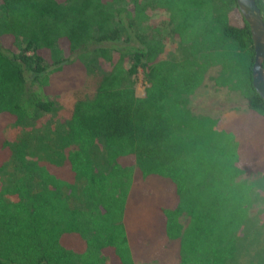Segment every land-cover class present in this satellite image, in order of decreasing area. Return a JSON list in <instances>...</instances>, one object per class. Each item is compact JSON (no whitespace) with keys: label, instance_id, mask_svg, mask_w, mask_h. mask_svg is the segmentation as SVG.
I'll return each instance as SVG.
<instances>
[{"label":"trees","instance_id":"obj_1","mask_svg":"<svg viewBox=\"0 0 264 264\" xmlns=\"http://www.w3.org/2000/svg\"><path fill=\"white\" fill-rule=\"evenodd\" d=\"M152 10L177 53L163 56ZM90 53L110 68L73 101L58 160H29L4 127L52 112L49 95L83 80ZM253 54L235 0H0V171L13 168L0 187V264H229L239 232L252 246L241 264H264L253 183L239 178L264 174ZM211 70L213 90L245 100L230 121L190 109Z\"/></svg>","mask_w":264,"mask_h":264},{"label":"rangeland","instance_id":"obj_2","mask_svg":"<svg viewBox=\"0 0 264 264\" xmlns=\"http://www.w3.org/2000/svg\"><path fill=\"white\" fill-rule=\"evenodd\" d=\"M165 21L166 15L163 11L152 10L149 12L145 24L158 26L160 30L159 35L164 44L162 54L166 57L169 53H177L178 48L176 47V39L168 33ZM121 40L122 37L116 43L123 44ZM130 43H133V40ZM83 63L86 64L88 69L83 76V80L80 81V78L77 77L78 79L75 81L76 86L74 85L73 89L54 96L49 93V96H52L50 99L54 103L52 112L45 113L38 111L34 118L22 126L7 125L4 127L3 134L10 142H20L23 139L26 141L27 148L25 152L29 160L37 158L58 160L55 153L58 136L63 130L65 119L68 118L73 101L78 97L92 96L99 78L110 68V62L105 61L101 56L95 55L94 53L88 54L85 59L83 58ZM213 72L212 70L209 71L203 84L190 97L189 106L193 113L204 114L221 121H227L239 113H244L246 103L243 97L227 90H213L210 78L214 74ZM142 90L143 82L141 71L138 69L135 75V94L141 95ZM99 156L98 151L96 162L98 168H102ZM11 171H13L11 163H7L3 170L0 171V187L9 181L12 174ZM239 178L253 183L255 190L254 202L248 212L251 218L254 217V223L261 227L262 233L264 234V174L246 172L239 176ZM166 190L167 186H164L163 191ZM171 190L172 188H170V192L166 191L165 195L167 197L170 196ZM69 201L72 205L78 203L74 197H71ZM262 245H264V241ZM251 252V242L249 243L244 239L243 233L239 232L236 258L229 264H241L248 258Z\"/></svg>","mask_w":264,"mask_h":264},{"label":"water","instance_id":"obj_3","mask_svg":"<svg viewBox=\"0 0 264 264\" xmlns=\"http://www.w3.org/2000/svg\"><path fill=\"white\" fill-rule=\"evenodd\" d=\"M235 4L247 22L253 47L251 84L254 91L264 101V22L254 0H235Z\"/></svg>","mask_w":264,"mask_h":264},{"label":"crops","instance_id":"obj_4","mask_svg":"<svg viewBox=\"0 0 264 264\" xmlns=\"http://www.w3.org/2000/svg\"><path fill=\"white\" fill-rule=\"evenodd\" d=\"M240 114H243V113H239V114L235 115L233 118L237 117V116L240 115ZM233 118H231V119H233ZM231 119H229V120H227V121H230ZM227 121H221V122H227ZM254 173H255V172H254Z\"/></svg>","mask_w":264,"mask_h":264}]
</instances>
